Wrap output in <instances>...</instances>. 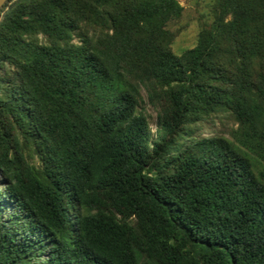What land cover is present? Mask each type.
<instances>
[{"label":"trees","instance_id":"16d2710c","mask_svg":"<svg viewBox=\"0 0 264 264\" xmlns=\"http://www.w3.org/2000/svg\"><path fill=\"white\" fill-rule=\"evenodd\" d=\"M181 12L0 8V264H264V0H215L176 55ZM219 111L230 139L195 128Z\"/></svg>","mask_w":264,"mask_h":264},{"label":"rangeland","instance_id":"374dc122","mask_svg":"<svg viewBox=\"0 0 264 264\" xmlns=\"http://www.w3.org/2000/svg\"><path fill=\"white\" fill-rule=\"evenodd\" d=\"M177 2L182 7L181 15L178 19L171 21L167 29L174 35L169 44L170 50L179 55L184 50L192 48L196 43L198 32L211 24L215 0H177ZM153 102L155 104L148 100L146 90L141 89L137 109L144 113L150 130L154 134L158 107L154 100ZM194 125L204 135H222L230 139V131L235 128L236 123L227 112L219 111L211 117L197 120ZM69 216H71V211H69Z\"/></svg>","mask_w":264,"mask_h":264},{"label":"water","instance_id":"95a60500","mask_svg":"<svg viewBox=\"0 0 264 264\" xmlns=\"http://www.w3.org/2000/svg\"><path fill=\"white\" fill-rule=\"evenodd\" d=\"M7 0H0V8L6 3Z\"/></svg>","mask_w":264,"mask_h":264}]
</instances>
